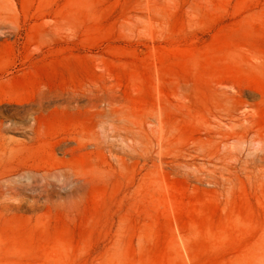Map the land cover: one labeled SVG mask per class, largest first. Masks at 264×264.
<instances>
[{
  "label": "rangeland",
  "instance_id": "rangeland-1",
  "mask_svg": "<svg viewBox=\"0 0 264 264\" xmlns=\"http://www.w3.org/2000/svg\"><path fill=\"white\" fill-rule=\"evenodd\" d=\"M0 264H264V0H0Z\"/></svg>",
  "mask_w": 264,
  "mask_h": 264
},
{
  "label": "bare ground",
  "instance_id": "bare-ground-1",
  "mask_svg": "<svg viewBox=\"0 0 264 264\" xmlns=\"http://www.w3.org/2000/svg\"><path fill=\"white\" fill-rule=\"evenodd\" d=\"M34 119H36V117H34Z\"/></svg>",
  "mask_w": 264,
  "mask_h": 264
}]
</instances>
